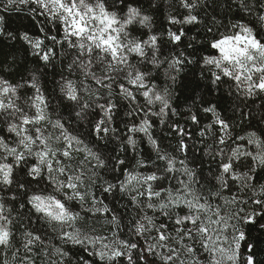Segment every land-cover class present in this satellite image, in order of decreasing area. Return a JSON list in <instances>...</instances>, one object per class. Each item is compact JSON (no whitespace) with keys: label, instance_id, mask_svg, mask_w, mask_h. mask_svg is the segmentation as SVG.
<instances>
[{"label":"snow or ice","instance_id":"1","mask_svg":"<svg viewBox=\"0 0 264 264\" xmlns=\"http://www.w3.org/2000/svg\"><path fill=\"white\" fill-rule=\"evenodd\" d=\"M174 6L158 32L140 0H0V13L26 8L39 25L9 31L0 15V264H257L247 229L264 232V113L241 135L220 101L227 86L233 115L256 120L242 109L264 96V0ZM217 7L239 18L201 20ZM202 23L206 41L184 27ZM6 48L42 67L17 80ZM45 69L58 93L41 84ZM181 116L196 127L210 116L196 133L214 165L206 176ZM117 194L119 208L107 202Z\"/></svg>","mask_w":264,"mask_h":264},{"label":"trees","instance_id":"2","mask_svg":"<svg viewBox=\"0 0 264 264\" xmlns=\"http://www.w3.org/2000/svg\"><path fill=\"white\" fill-rule=\"evenodd\" d=\"M153 2L158 3V8L155 10L150 8L151 3ZM221 3H223V0H221ZM140 4L143 5L145 9H149L148 14L152 15L153 17V21H154L153 27L155 31H158V32L166 31L169 27H172L171 25L167 23V16L169 14H175L176 12V8L174 6L175 0H140ZM213 14L216 15L217 19H221L223 24H227L229 22V19L239 18L238 16L237 17L228 16L227 14L223 13L221 8L217 7L215 13H212L211 8L208 9L207 16H205V14L202 13L201 20L210 21L211 15ZM0 15L5 16L7 30L9 31L16 30V29L23 31L25 27H28L32 30L33 34H39V25L37 24V21L34 20L33 17L29 14L26 8L22 11L13 10L10 12L0 13ZM38 19L43 20L42 17H39ZM179 27H180L179 25L175 26V28H179ZM184 27L188 31V35L197 36V40L206 41L210 36V34L207 33L206 27L203 23L197 26L185 25ZM175 28L173 30H175ZM219 30L224 31L223 28H220ZM143 31H147V29H144ZM134 34H138V33H134ZM168 47H171V45H169ZM197 47L199 48V46ZM4 51L6 53H11L12 51H15V56L19 64L22 66L21 73H19L16 76L17 80L20 79V75H27L28 70H33L35 68L42 67V65L37 64V61L30 54L25 53L23 49L10 50L6 48ZM10 59H11V55H9V60ZM189 67L196 68L197 78H198V73H199L198 66H189ZM44 71L47 73V75L40 76L41 84L47 89L49 93H52L53 89H55L56 93H58V88L56 87V81L59 80L60 77L58 75L53 76V73L50 69H45ZM56 71L57 72L60 71V64H57ZM158 83H161V84L163 83V77H161ZM201 85H202L201 88L197 89V91L200 92L201 94H205L204 89H203V82H201ZM206 95L208 99L214 100V98L219 97L221 93L220 91H217L213 87L212 92L207 93ZM223 96H224V99L220 101V105H221L220 110L223 111L224 109H227V114L233 117V119L236 121V129H235L236 132L241 135L244 134L242 129L247 128L249 124L255 125L257 121H259L260 115L264 113V107H261L262 105H264V96L253 97L251 98V100L254 101V103H250L249 107L242 109V111L244 112L251 111L253 115L256 117V120H252L251 118H249V119H244L243 121H241L239 118V112H236L235 115H233V102H232V98L228 95L227 86H225V88L223 89ZM52 103L55 104L57 103V101L53 99ZM177 103L179 105V110L183 112V110L186 107L184 98L181 97L177 101ZM125 110L126 108L121 109L120 111L121 119L117 122V124L114 125L115 127L119 128L121 133H124L126 131V129L123 127V124L126 123L128 119L124 117ZM175 119H179L181 124H186L187 129L192 132V141L189 142L190 145H192L188 153L189 160L191 161L192 157H195L196 164H199L200 166L199 170L202 172L203 175L205 176L208 175L209 168L214 167V165L211 164V158L204 155V145L200 143V137L197 136L196 133L199 131V127H202L204 123H207L210 120V116L208 117V119L202 120L201 125L199 127L193 126L190 122L186 123L185 116L177 117ZM160 128L161 126L157 122L154 131L158 137L163 138L164 146L165 147H168L169 145L174 146L176 144V140L171 136L165 135V133L167 132L166 128L164 129V131H160ZM2 134L7 135L6 132ZM118 149H119V143L116 141H113L112 143L108 145L106 152L110 154L111 156H116L118 154ZM140 149L143 150L144 152H150V148L146 142H141ZM119 155L121 156V158H124L125 155L134 156V153L129 151L127 154L120 153ZM201 161H203V163H201ZM134 163H135L134 159L129 160L126 166L131 167L132 164ZM192 166H195V165H192ZM112 175H113L112 173L107 174L108 178H111ZM260 183H264V173L261 174ZM43 186L44 185H39V187H43ZM107 202L110 205L115 204L119 208L120 205L124 204L126 201L123 199H120L119 194H117L116 200H112V198L109 197V200ZM247 231H248V236H249L247 243H254L256 245L253 254L256 257L257 264H264V232H258L255 228L251 226L248 227Z\"/></svg>","mask_w":264,"mask_h":264}]
</instances>
